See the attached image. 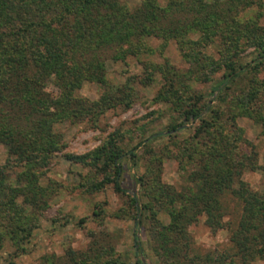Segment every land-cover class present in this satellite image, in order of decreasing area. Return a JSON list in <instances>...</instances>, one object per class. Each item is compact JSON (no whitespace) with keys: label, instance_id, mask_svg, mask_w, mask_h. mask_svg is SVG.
Returning <instances> with one entry per match:
<instances>
[{"label":"rangeland","instance_id":"374dc122","mask_svg":"<svg viewBox=\"0 0 264 264\" xmlns=\"http://www.w3.org/2000/svg\"><path fill=\"white\" fill-rule=\"evenodd\" d=\"M119 1L132 11L145 0ZM157 2L171 8L169 18L178 28L170 31L178 32L145 37L141 53L104 61V85L85 81L73 91L74 105L85 102L87 113L54 125L62 148L43 172L7 163L8 144L0 143V169L7 166L0 177V264H172L149 242V229H155L153 239L157 229H186L188 259L229 252L231 232L242 216V205L231 193L219 197L224 226L215 232L203 214L176 200L200 181L198 159L210 148L223 155L204 167L207 179L215 180L227 167L237 173L233 187L240 179L251 191L264 192V59L251 64L264 55V0ZM245 65L237 78L223 83L231 68ZM48 87L53 95L61 93L51 83ZM200 110L204 122L185 120L186 113ZM182 122L177 131L169 130V124ZM158 133L163 135L138 146ZM111 145L123 153L134 149L136 155L131 161L122 154L120 161L125 194L112 184L98 188L113 170L89 165L90 155ZM68 154L87 155V164L68 161ZM131 197L138 200L139 228ZM11 202L17 214L3 212ZM173 211L183 214L178 221L171 220ZM135 236L145 258L135 251ZM234 264L242 262L238 258Z\"/></svg>","mask_w":264,"mask_h":264},{"label":"trees","instance_id":"16d2710c","mask_svg":"<svg viewBox=\"0 0 264 264\" xmlns=\"http://www.w3.org/2000/svg\"><path fill=\"white\" fill-rule=\"evenodd\" d=\"M170 9L160 7L157 0H145L132 11L119 0H0V143L8 144L7 163L13 161L35 173L43 172L50 156L62 148L54 125L57 121L83 118L87 113L85 102L77 100L74 105L73 91L85 81L104 85V61L141 53L139 42L145 37L168 38V33L178 32L170 31V26L178 28L169 18ZM134 43L138 48H134ZM260 59H264V55L251 64ZM248 67L231 68L223 83L232 82ZM50 83L61 93L51 94ZM100 101L105 104L104 97ZM200 113L201 110L186 113L185 120L202 122ZM182 124H169V130L175 132ZM162 135H152L138 146ZM133 150L123 153L111 145L108 151L100 150L90 155L91 170H113V177H105L97 184L98 188L112 184L116 192L125 194L120 161L123 155L134 160ZM222 155L217 148H210L201 155L198 162L203 172L198 173L200 181L192 188L195 191L185 189L175 200L183 207L188 205L198 210L205 216L206 226L215 232L224 226L219 197L225 191L231 193L242 205L239 226L229 239L231 248L227 254L214 251L204 257L195 255L188 259L186 229H157L156 239H153L155 229H149V242H155L163 252L160 257L166 256L172 264H234L238 258L242 264H249L256 258L264 260V192L251 191L240 179L233 187L231 180L237 173L235 169L231 173L227 167L215 180L207 179L204 167L218 162ZM65 158L73 163L87 164V155L68 154ZM6 168L0 169V177ZM35 177L37 181L36 174ZM190 178L195 182V177ZM137 181L143 184L141 178ZM25 188L31 193L29 183ZM12 191L18 190L12 188ZM131 203L139 228L142 220L137 198L131 197ZM146 207L144 205V209ZM3 210L8 215L17 214L16 202L3 205ZM169 215L175 222L183 214L173 211ZM192 220L193 217L187 222ZM169 234H174V238H169ZM134 238L135 251L145 258L142 242L139 237ZM181 257L184 262L179 263ZM105 264L116 262L109 260Z\"/></svg>","mask_w":264,"mask_h":264}]
</instances>
